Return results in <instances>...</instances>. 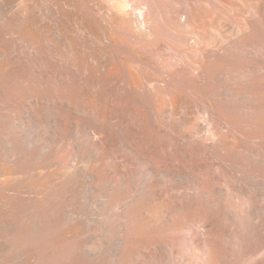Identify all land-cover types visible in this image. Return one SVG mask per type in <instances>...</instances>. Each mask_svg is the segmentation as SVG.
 Returning <instances> with one entry per match:
<instances>
[{
	"label": "bare ground",
	"instance_id": "1",
	"mask_svg": "<svg viewBox=\"0 0 264 264\" xmlns=\"http://www.w3.org/2000/svg\"><path fill=\"white\" fill-rule=\"evenodd\" d=\"M0 264H264V0H0Z\"/></svg>",
	"mask_w": 264,
	"mask_h": 264
}]
</instances>
